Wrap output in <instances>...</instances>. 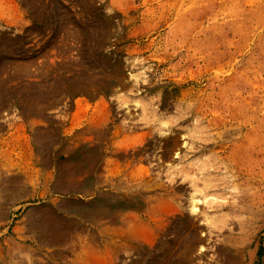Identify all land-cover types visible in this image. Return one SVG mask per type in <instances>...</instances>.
Segmentation results:
<instances>
[{"label":"rangeland","instance_id":"obj_1","mask_svg":"<svg viewBox=\"0 0 264 264\" xmlns=\"http://www.w3.org/2000/svg\"><path fill=\"white\" fill-rule=\"evenodd\" d=\"M22 136L0 264H264V0H0Z\"/></svg>","mask_w":264,"mask_h":264},{"label":"crops","instance_id":"obj_2","mask_svg":"<svg viewBox=\"0 0 264 264\" xmlns=\"http://www.w3.org/2000/svg\"><path fill=\"white\" fill-rule=\"evenodd\" d=\"M19 142L6 141L0 149V190H6L3 185L9 180V175H24L25 181L37 183L45 174V161H39L33 157L34 146L26 141L24 136ZM52 172V171H51ZM3 194L2 205L11 204L12 200Z\"/></svg>","mask_w":264,"mask_h":264},{"label":"bare ground","instance_id":"obj_3","mask_svg":"<svg viewBox=\"0 0 264 264\" xmlns=\"http://www.w3.org/2000/svg\"><path fill=\"white\" fill-rule=\"evenodd\" d=\"M166 132V131H165ZM164 132V133H165ZM197 196H193L192 199L194 200V204H193V209H196L197 208V203L200 201V199H196Z\"/></svg>","mask_w":264,"mask_h":264}]
</instances>
